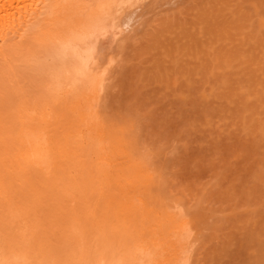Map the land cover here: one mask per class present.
Wrapping results in <instances>:
<instances>
[{
    "label": "rangeland",
    "instance_id": "obj_1",
    "mask_svg": "<svg viewBox=\"0 0 264 264\" xmlns=\"http://www.w3.org/2000/svg\"><path fill=\"white\" fill-rule=\"evenodd\" d=\"M144 6L142 24L126 43H116L100 111L135 141L157 175L167 209L181 204L180 214L193 220L186 264H264V0H148ZM29 67L36 75L20 71L19 77L46 94L49 77L42 64ZM0 92L4 109L13 94L4 82ZM94 187L82 186L75 201L46 199V214L53 217L43 228L53 239L44 234V240L55 248L66 234L71 237L75 259L60 256L65 260L76 261L78 244L90 246L97 235L89 213L82 215L89 202L101 203ZM104 203L95 213L99 221L109 218ZM72 209L81 213L76 227ZM151 220L149 225L156 223ZM79 223L84 241L71 232ZM88 224L95 232H87ZM143 227V238L134 239L149 244L148 226ZM109 230L103 233L108 242H125L134 231ZM165 249H158L160 257L152 251L160 264Z\"/></svg>",
    "mask_w": 264,
    "mask_h": 264
},
{
    "label": "bare ground",
    "instance_id": "obj_2",
    "mask_svg": "<svg viewBox=\"0 0 264 264\" xmlns=\"http://www.w3.org/2000/svg\"><path fill=\"white\" fill-rule=\"evenodd\" d=\"M147 1L0 0V83L13 94L3 109L0 92V264H63L58 259L72 255V239L63 235V245L56 249L44 240V223L53 217L46 214V199L61 196L75 201L82 197L78 196L82 186L91 183L93 194L98 192L101 203L105 201L102 210L110 213L109 218L97 220L95 213L101 203L89 202L82 215L89 213L97 235L90 246L80 247L79 243L74 251L78 256L73 253L76 261L73 255L71 261L160 264L152 251L157 250L158 257V249L166 248L164 264L188 262L186 248L193 220L181 215L185 211H179L182 205L175 202L182 203V198L173 201L175 208L167 209L157 175L135 141L126 136L122 124L116 125L100 111L101 93L119 49L116 43L127 42L142 24ZM37 63L49 77L46 94H38L27 79L19 77L20 71L36 75L29 66ZM92 158L95 163L91 164ZM80 214L71 210L72 227ZM150 220L156 223L149 225ZM113 221L118 222L117 227ZM86 226L90 233L92 228ZM141 226H148L145 237L154 247L134 239L143 238ZM80 227L71 232L84 241L87 236L79 232ZM129 227L134 231L125 242H108L103 235L107 228L110 233H124ZM67 260L64 264H69Z\"/></svg>",
    "mask_w": 264,
    "mask_h": 264
}]
</instances>
